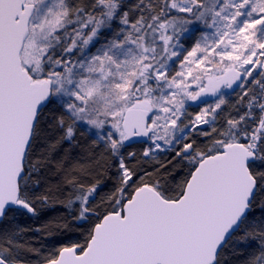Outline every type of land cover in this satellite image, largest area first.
Wrapping results in <instances>:
<instances>
[{
    "label": "snow or ice",
    "instance_id": "6c2138e0",
    "mask_svg": "<svg viewBox=\"0 0 264 264\" xmlns=\"http://www.w3.org/2000/svg\"><path fill=\"white\" fill-rule=\"evenodd\" d=\"M0 264H264V0H0Z\"/></svg>",
    "mask_w": 264,
    "mask_h": 264
},
{
    "label": "trees",
    "instance_id": "16d2710c",
    "mask_svg": "<svg viewBox=\"0 0 264 264\" xmlns=\"http://www.w3.org/2000/svg\"><path fill=\"white\" fill-rule=\"evenodd\" d=\"M111 187V183H109L107 185V187L102 188L100 191V194L102 195L104 192H106L109 188ZM55 212H48L47 214L41 216V218L39 220H36L35 222H33L32 220H28V219H23L21 222L25 225H31L33 227L40 225L41 223H43L44 221L48 220L50 217L54 216ZM30 235H33L30 233ZM35 247H40V244H35ZM33 259H35V257H33Z\"/></svg>",
    "mask_w": 264,
    "mask_h": 264
},
{
    "label": "rangeland",
    "instance_id": "374dc122",
    "mask_svg": "<svg viewBox=\"0 0 264 264\" xmlns=\"http://www.w3.org/2000/svg\"><path fill=\"white\" fill-rule=\"evenodd\" d=\"M199 109L196 108L195 106L191 109V111H198Z\"/></svg>",
    "mask_w": 264,
    "mask_h": 264
}]
</instances>
